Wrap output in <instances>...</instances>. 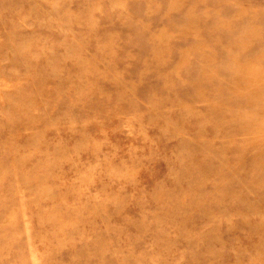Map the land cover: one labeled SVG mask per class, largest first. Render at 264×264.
I'll return each instance as SVG.
<instances>
[{"label": "rangeland", "instance_id": "obj_1", "mask_svg": "<svg viewBox=\"0 0 264 264\" xmlns=\"http://www.w3.org/2000/svg\"><path fill=\"white\" fill-rule=\"evenodd\" d=\"M0 264H264V0H0Z\"/></svg>", "mask_w": 264, "mask_h": 264}, {"label": "bare ground", "instance_id": "obj_2", "mask_svg": "<svg viewBox=\"0 0 264 264\" xmlns=\"http://www.w3.org/2000/svg\"><path fill=\"white\" fill-rule=\"evenodd\" d=\"M223 148V147H222Z\"/></svg>", "mask_w": 264, "mask_h": 264}]
</instances>
